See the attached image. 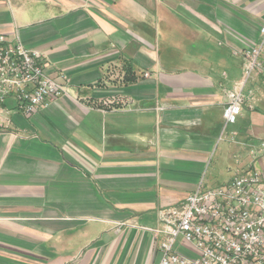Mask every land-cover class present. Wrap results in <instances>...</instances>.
<instances>
[{
    "label": "crops",
    "instance_id": "0c3cea01",
    "mask_svg": "<svg viewBox=\"0 0 264 264\" xmlns=\"http://www.w3.org/2000/svg\"><path fill=\"white\" fill-rule=\"evenodd\" d=\"M263 23L264 0H0V35L67 91L2 105L0 264H157L159 211L202 176L264 178V73L221 135Z\"/></svg>",
    "mask_w": 264,
    "mask_h": 264
},
{
    "label": "built area",
    "instance_id": "2783aa9c",
    "mask_svg": "<svg viewBox=\"0 0 264 264\" xmlns=\"http://www.w3.org/2000/svg\"><path fill=\"white\" fill-rule=\"evenodd\" d=\"M259 30L262 39L241 53L240 81L225 92L222 136L241 114L249 79L256 72L264 73L260 60L264 23ZM60 95H67L65 86L44 71L40 51L8 42L0 35V124L9 123L2 107L8 100L17 111L30 115ZM234 134L231 132V139ZM263 151L264 142L249 147L252 156ZM201 179L179 205L159 211V226L150 229L160 255L157 264H264L261 173L255 169L238 171L214 187H206ZM183 244L192 253L183 254Z\"/></svg>",
    "mask_w": 264,
    "mask_h": 264
},
{
    "label": "rangeland",
    "instance_id": "374dc122",
    "mask_svg": "<svg viewBox=\"0 0 264 264\" xmlns=\"http://www.w3.org/2000/svg\"><path fill=\"white\" fill-rule=\"evenodd\" d=\"M201 180H202L203 184L206 187L218 186V185L221 184V182H223V180H221V179H215V178L211 177V175H209V174L208 175L206 174L205 177L202 176V179Z\"/></svg>",
    "mask_w": 264,
    "mask_h": 264
}]
</instances>
